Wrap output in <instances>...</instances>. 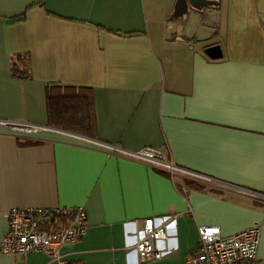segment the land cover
Wrapping results in <instances>:
<instances>
[{
    "label": "crops",
    "instance_id": "crops-1",
    "mask_svg": "<svg viewBox=\"0 0 264 264\" xmlns=\"http://www.w3.org/2000/svg\"><path fill=\"white\" fill-rule=\"evenodd\" d=\"M214 1L173 17L177 0H0V120L48 125L47 87L89 91L94 114L89 135L0 124V243L12 208L83 206L67 264H186L202 225L222 236L258 226L264 264V0ZM102 143L163 149L220 186L182 192ZM148 217L167 218L168 252L140 262ZM0 264L58 262L0 251Z\"/></svg>",
    "mask_w": 264,
    "mask_h": 264
},
{
    "label": "built area",
    "instance_id": "built-area-1",
    "mask_svg": "<svg viewBox=\"0 0 264 264\" xmlns=\"http://www.w3.org/2000/svg\"><path fill=\"white\" fill-rule=\"evenodd\" d=\"M11 132L34 135L52 130L47 124L28 121L0 120ZM117 156L144 163L171 178L180 191L188 190L187 182L219 187L220 183L205 174L176 164L171 157L157 147L145 146L128 150L113 144L102 143ZM252 192V191H251ZM264 200V195L254 193ZM166 217H148L134 250L140 262L160 259L168 252L160 248L159 242L168 240ZM8 230L4 234L0 251L24 256L32 251L47 254L58 264H67L61 248L68 242L81 239L87 231V215L83 206L26 207L12 208L8 213ZM198 243L187 256L186 264H259V227L254 226L232 235L222 236L219 227H198Z\"/></svg>",
    "mask_w": 264,
    "mask_h": 264
},
{
    "label": "trees",
    "instance_id": "trees-1",
    "mask_svg": "<svg viewBox=\"0 0 264 264\" xmlns=\"http://www.w3.org/2000/svg\"><path fill=\"white\" fill-rule=\"evenodd\" d=\"M14 75L23 76L15 71ZM48 125L89 135L94 129L92 96L87 90L72 87H47Z\"/></svg>",
    "mask_w": 264,
    "mask_h": 264
},
{
    "label": "water",
    "instance_id": "water-1",
    "mask_svg": "<svg viewBox=\"0 0 264 264\" xmlns=\"http://www.w3.org/2000/svg\"><path fill=\"white\" fill-rule=\"evenodd\" d=\"M215 4L216 1L214 0H177L172 16L181 17L187 14L190 7L200 10L206 6ZM203 52L211 59L222 57L221 47L218 44L205 47Z\"/></svg>",
    "mask_w": 264,
    "mask_h": 264
}]
</instances>
